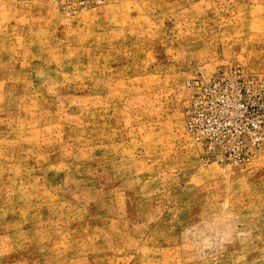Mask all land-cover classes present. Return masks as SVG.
Listing matches in <instances>:
<instances>
[{
    "label": "rangeland",
    "instance_id": "374dc122",
    "mask_svg": "<svg viewBox=\"0 0 264 264\" xmlns=\"http://www.w3.org/2000/svg\"><path fill=\"white\" fill-rule=\"evenodd\" d=\"M0 264H264V0H0Z\"/></svg>",
    "mask_w": 264,
    "mask_h": 264
},
{
    "label": "built area",
    "instance_id": "2783aa9c",
    "mask_svg": "<svg viewBox=\"0 0 264 264\" xmlns=\"http://www.w3.org/2000/svg\"><path fill=\"white\" fill-rule=\"evenodd\" d=\"M199 125V124H198ZM200 126V125H199Z\"/></svg>",
    "mask_w": 264,
    "mask_h": 264
}]
</instances>
